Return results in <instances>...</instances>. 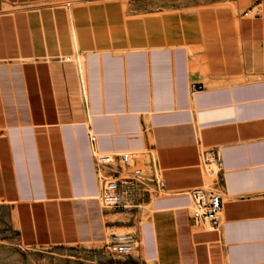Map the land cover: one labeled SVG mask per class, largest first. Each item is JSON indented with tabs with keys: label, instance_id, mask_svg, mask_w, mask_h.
Instances as JSON below:
<instances>
[{
	"label": "crops",
	"instance_id": "0c3cea01",
	"mask_svg": "<svg viewBox=\"0 0 264 264\" xmlns=\"http://www.w3.org/2000/svg\"><path fill=\"white\" fill-rule=\"evenodd\" d=\"M257 3L261 17L240 16ZM90 134L102 151L150 152L163 190L101 207ZM203 148L223 162L217 230L187 209ZM0 203L27 247L130 234L148 264H264V0H11Z\"/></svg>",
	"mask_w": 264,
	"mask_h": 264
},
{
	"label": "built area",
	"instance_id": "2783aa9c",
	"mask_svg": "<svg viewBox=\"0 0 264 264\" xmlns=\"http://www.w3.org/2000/svg\"><path fill=\"white\" fill-rule=\"evenodd\" d=\"M262 14L263 7L257 3L243 10L240 16L258 18ZM66 60H70V56L66 57ZM76 64L79 84L84 90L83 70L78 60ZM89 137L99 184L96 199L101 207L129 211L139 207L136 202L139 187L154 192L163 190L165 184L161 169L154 159L150 158L151 165L148 167L147 157L150 152L144 148L102 151L94 146L95 134H90ZM198 167L206 184L185 192L189 197V216L193 225L217 230L221 226L223 213V202L218 187V173L223 169V162L215 149L203 148L200 150ZM104 244L110 252L119 256L131 255L138 246L130 234H111Z\"/></svg>",
	"mask_w": 264,
	"mask_h": 264
},
{
	"label": "rangeland",
	"instance_id": "374dc122",
	"mask_svg": "<svg viewBox=\"0 0 264 264\" xmlns=\"http://www.w3.org/2000/svg\"><path fill=\"white\" fill-rule=\"evenodd\" d=\"M11 7V0H0V11ZM0 264H148L139 255L119 256L105 244L48 245L21 244L10 209L0 203Z\"/></svg>",
	"mask_w": 264,
	"mask_h": 264
}]
</instances>
